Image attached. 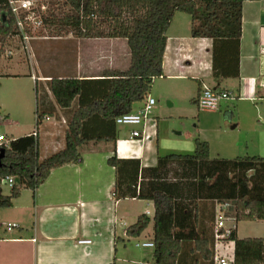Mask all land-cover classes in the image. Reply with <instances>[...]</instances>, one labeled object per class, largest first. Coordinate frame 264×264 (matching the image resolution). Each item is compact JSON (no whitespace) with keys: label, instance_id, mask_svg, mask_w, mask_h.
Instances as JSON below:
<instances>
[{"label":"crops","instance_id":"crops-1","mask_svg":"<svg viewBox=\"0 0 264 264\" xmlns=\"http://www.w3.org/2000/svg\"><path fill=\"white\" fill-rule=\"evenodd\" d=\"M191 26L189 14L177 12L174 15L167 31L163 76L159 77L162 82L156 84L154 81L149 95L160 96L158 111L161 112L162 99L164 105L167 102L174 106L177 95L196 103L205 87L231 92L232 97L223 100L219 109H199L196 116L199 119V138L209 143L210 157L234 158L243 154L240 152L243 146L249 148L248 141H241L238 134L237 141L233 140L228 128L223 129L221 124L212 136L202 127L210 128V124L217 119L221 121L223 115L234 118L229 108L235 98L239 120L232 129L242 128L240 118L246 112H252L258 123L264 122V0L245 1L239 42L195 38L191 35ZM48 39H35L30 45L32 56L28 62L34 66L31 75L27 77L18 70L7 73L8 76L31 78L35 95L36 86L40 91L41 108L47 112L37 130L41 159L65 147L67 121L77 106L75 103L70 109H62L49 89V81L53 77L101 79L108 70L128 69L131 61L130 48L124 38H79L69 33ZM52 42H58L61 47L55 49ZM68 58H72V62ZM25 63L17 61L12 66L19 67ZM10 64L7 67H12ZM141 106L135 105L134 110ZM225 108L226 115L222 112ZM49 111H54L53 115ZM159 124L160 120L150 115L144 137L131 138V132L142 127L116 123L115 141L85 143L80 148L82 160L79 163L53 169L35 191L23 189L11 207L0 209V264H112L114 261L115 264L126 261L148 264L143 255L131 254L132 250L129 253L126 242L132 238L142 240L137 243L153 241L154 202L132 197L115 199L116 170L109 159L115 151L120 159H136L140 167H154L159 156L192 154L195 151V139L185 145L179 137L173 144L175 149H169L163 142ZM260 143L262 145L253 155L264 156V138ZM3 185V192L10 194L11 186ZM220 205L212 200L199 203L198 226L207 235L215 233ZM142 214H147L151 222L139 236L129 237L128 227ZM227 218L226 224L237 223L233 218ZM9 223L17 226L9 230L6 226ZM236 231L238 235L237 225ZM82 238H89L92 243L79 244L78 240ZM192 242L186 240L185 244ZM137 243L136 247H143ZM120 244H124L122 255ZM228 246L233 252L234 244L229 243ZM127 255H132L133 259L128 260ZM191 257L184 254L182 262L193 264ZM214 264L218 263L214 260Z\"/></svg>","mask_w":264,"mask_h":264},{"label":"trees","instance_id":"trees-1","mask_svg":"<svg viewBox=\"0 0 264 264\" xmlns=\"http://www.w3.org/2000/svg\"><path fill=\"white\" fill-rule=\"evenodd\" d=\"M245 1L249 0H66L70 12L59 16L50 9L45 24L54 29V36L66 32L79 38H124L131 52L130 66L108 70L101 79L53 77L49 81L62 109L77 104L67 121L65 147L41 159L34 132L7 138L0 147V209L11 207L23 189L35 191L53 169L79 163L85 143L116 140V119L145 101L155 79L163 76L167 31L177 12L192 17L195 38L239 42ZM15 33L9 0H0V56ZM35 90L38 130L47 112L41 108L37 86ZM109 163L116 170L115 199L154 202L155 264H184V254L192 256L193 264H214V232L207 235L198 226L201 200L228 203L225 215L237 222L264 221V156L211 158L209 143L196 137L192 154L159 156L154 167L120 159L115 151ZM7 176L14 178L10 194L3 192L2 180ZM150 222L147 214L140 215L127 235L139 236ZM186 240L193 242L186 245ZM229 241H234L232 264H264V237H239L235 228Z\"/></svg>","mask_w":264,"mask_h":264},{"label":"rangeland","instance_id":"rangeland-1","mask_svg":"<svg viewBox=\"0 0 264 264\" xmlns=\"http://www.w3.org/2000/svg\"><path fill=\"white\" fill-rule=\"evenodd\" d=\"M49 2L51 9L59 16H62L64 12L67 13L71 11L70 5L65 4L66 0H52ZM54 34L55 31L52 27L37 32L32 36L30 42H28L29 49H25V42L16 36H11L5 45V49L13 50V55L10 58H0V134L5 135L7 138H12L13 136L20 137L24 135V133H27V131L34 130V128H36L37 108L36 95L33 91L34 81L31 78L27 79L8 76L7 73L18 70L17 72H21L23 75L26 74L27 77L31 75L30 73L34 66L30 64L31 62H28L31 60L30 45L33 43V40H38L39 38L46 37L49 38L48 40H53V38L58 37L54 36ZM64 35H67V33L64 32L62 36ZM52 45L55 49L61 47L58 42H52ZM68 60L69 62H72V58H68ZM17 61L20 63H26L19 67L12 66L15 65ZM57 63H60L59 60ZM9 64L12 67H7ZM160 82H162V80L159 77L155 79L156 84H159ZM158 97L160 98V96L154 94L157 104L152 110L151 117L160 120L159 128L162 139L164 144L169 146V149H175L173 148V144L178 137L183 140L185 145L190 140L193 141L196 137H200V130L198 127L199 119L196 116V111H200L196 103H192L190 98L177 95L174 99V106L169 105L167 102H165L164 105V100L162 99L161 105L163 109L159 112ZM135 105L136 107L141 106L142 102L136 103ZM226 110L227 108L222 111L225 115ZM229 110L233 111L235 115L234 118H230L227 115L224 117L223 115L221 121L218 119V121H213L210 124V128L205 126L202 128L208 131V135L212 136L215 135L214 131L217 132L218 125H224L223 129H225V127L228 128V133L233 135V140L237 141L238 134L241 141L249 142V148H247L246 145L241 148L240 152L243 153L241 155L248 153L253 155L262 145L260 139L264 138V122L262 124L258 123L254 119L252 112H246L242 114V118H240V121H242V128L237 129L236 127L232 129L234 125L237 126V121L239 120L237 117L236 98L230 102ZM226 120L227 123H224ZM188 149L190 150V148ZM235 224L238 226V235L240 237H264V221H239ZM137 241L142 242V240H137V238H132L126 242V245L129 248V253L130 250H132L133 252L131 254L135 252L136 254L143 255L146 259L145 263H153V248L144 249L143 247H136ZM123 245L124 244H120L119 246L121 248L120 255H122L121 252ZM227 251L231 252V249H228ZM225 256L228 259H231L232 257V255ZM126 258L128 260L133 259L132 255H127ZM126 262H120V264H130V262Z\"/></svg>","mask_w":264,"mask_h":264},{"label":"built area","instance_id":"built-area-1","mask_svg":"<svg viewBox=\"0 0 264 264\" xmlns=\"http://www.w3.org/2000/svg\"><path fill=\"white\" fill-rule=\"evenodd\" d=\"M9 5L16 20V33L13 37H18L25 42V49H29L28 42L32 39V36L44 29L47 30L45 20L49 16L51 9L50 2L45 0H9ZM13 55L12 49H5L0 58H10ZM232 93L229 91L214 90L209 87H205L200 92L197 99V105L200 110L208 111L215 110L219 107L220 102L230 99ZM156 104V100L152 96H148L141 108L133 110L129 113L119 116L116 119V123L123 125H139L142 129H136L131 132V138H143L147 122L150 118L152 110ZM34 135L37 136V130L34 131ZM8 142L5 135H0V147ZM3 183H7L10 186L14 184V178L7 176L3 178ZM229 204L224 203L220 205V210L217 212L216 229L214 233V260L218 264H232L233 252L227 251L229 241L233 230L236 228V224H226L227 216L225 215L226 209ZM9 230L16 227V223H9L6 225ZM79 244H90L92 240L89 238H82L78 240ZM150 246L153 247V241L137 243V246ZM227 251L230 254H224L223 251ZM225 255H232L231 259H228ZM150 264V263H148ZM155 264V263H151Z\"/></svg>","mask_w":264,"mask_h":264},{"label":"water","instance_id":"water-1","mask_svg":"<svg viewBox=\"0 0 264 264\" xmlns=\"http://www.w3.org/2000/svg\"><path fill=\"white\" fill-rule=\"evenodd\" d=\"M3 156V150H0V159Z\"/></svg>","mask_w":264,"mask_h":264}]
</instances>
